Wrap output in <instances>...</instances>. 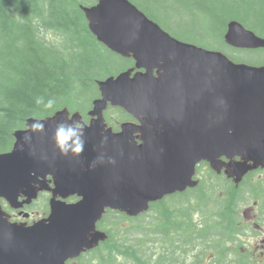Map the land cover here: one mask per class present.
I'll return each mask as SVG.
<instances>
[{
  "label": "water",
  "instance_id": "water-1",
  "mask_svg": "<svg viewBox=\"0 0 264 264\" xmlns=\"http://www.w3.org/2000/svg\"><path fill=\"white\" fill-rule=\"evenodd\" d=\"M83 10L98 40L136 64L98 82L102 97L93 102L91 122H81L79 156L59 155L53 143L57 124L82 119L68 108L29 118L27 128L14 132L12 150L0 153V198L18 208L49 189L48 175L56 186L50 215L31 226L11 222L0 204V264H66L104 237L95 230L107 208L130 215L147 210L151 201L196 185V165L204 159L217 171L226 167L236 181L264 166V65L237 63L181 41L130 0H98ZM225 39L236 47H264V38L238 21L229 24ZM109 102L142 125L106 129ZM34 121L43 122L42 131L31 130ZM222 156L242 160L227 163ZM75 194L78 202L57 199Z\"/></svg>",
  "mask_w": 264,
  "mask_h": 264
},
{
  "label": "trees",
  "instance_id": "trees-1",
  "mask_svg": "<svg viewBox=\"0 0 264 264\" xmlns=\"http://www.w3.org/2000/svg\"><path fill=\"white\" fill-rule=\"evenodd\" d=\"M82 1L85 5L96 2ZM132 1L177 37L207 46V41L191 38L196 36L191 32L192 28L182 34L175 33L153 11H147L141 0ZM161 1L170 10L181 12L179 7H182L187 14L199 16L201 24L198 26L204 39L215 37L220 46L225 45L223 34L232 19L264 33V25H251L248 21L251 15L264 14V0ZM261 21L264 24V17ZM49 32L58 39L49 40L45 34ZM133 64L132 58L121 57L97 41L78 0H0V152L12 147L14 131L24 128L28 118L47 117L66 106L71 109L90 107L92 100L100 94L97 80ZM92 93L96 96L90 99ZM38 97L44 99L39 105L36 103ZM49 99L55 101L53 108L44 107ZM254 186L263 188L264 184ZM233 188L235 186L229 180L212 174L209 184L202 182L196 189L159 201L149 213L130 219H143L139 225L147 231L145 239L152 238L153 243L163 245L167 250L159 260L171 258L166 255L169 243L172 245L170 253L178 254L180 250L174 243L183 241L185 234L188 235L186 240L198 238L204 245L201 247L204 253L215 251L213 244L231 241L236 228L231 224L235 220L231 215ZM246 188V184L239 187L235 204L247 199ZM196 212L202 213L201 223L194 220ZM110 219L116 221L121 216L112 213ZM199 224L203 227L201 232L196 231V237L192 231ZM136 242L138 246L112 239L99 258L105 264H120L121 257L125 264L129 259H133L134 264H155L150 254L139 253L147 246ZM221 248L223 250L224 246ZM145 249L149 250L148 247ZM223 260L224 256L217 254L210 264Z\"/></svg>",
  "mask_w": 264,
  "mask_h": 264
},
{
  "label": "rangeland",
  "instance_id": "rangeland-1",
  "mask_svg": "<svg viewBox=\"0 0 264 264\" xmlns=\"http://www.w3.org/2000/svg\"><path fill=\"white\" fill-rule=\"evenodd\" d=\"M142 4L144 7L147 8V11H153L159 18L163 19L165 21V25L167 27H169L170 30H172L175 33L178 34H182V32L186 31V30H190V28H192L191 32H193L194 35L196 36H192L191 38L195 41H203L204 40V36L202 33V29L198 26V23L201 24V20L199 18V16H192L191 14H187L184 11V8L179 7L181 12H176L173 10H170L171 8H167L163 5L162 1H157V0H141ZM82 0H78V5L83 4ZM134 2V1H133ZM135 3V2H134ZM136 5H138L137 3H135ZM139 6V5H138ZM140 7V6H139ZM142 10H144L142 7H140ZM217 8L219 9L220 6L217 5ZM264 17L263 15H251L248 18V21L251 25H257L262 27L264 24L261 21V18ZM209 24H213L209 23ZM257 33L264 35L263 32L257 31L255 30ZM221 32V31H220ZM47 35V38L49 40H56L57 36H55V34H53L52 32L49 33H45ZM58 39V38H57ZM207 41V43H210L214 48H222V50H224V52L226 54H230V57L237 62H246L248 64H252V65H263L264 64V50H260V51H256V52H249V51H237V50H232V48L224 45L222 47H215V45H219L218 41L216 40L215 37H210L209 40H205V42ZM213 48V49H214ZM231 55H236V56H231ZM96 96L95 93H92L90 95V99L94 98ZM89 104V103H87ZM113 108L109 109L107 111V114L110 118V122L113 125H117L118 121L122 120V117L125 118V115L123 114V112L121 110H112ZM200 170H199V176L201 177L200 179L202 181H204V183L207 185L210 182H212V176L210 173V166H208L207 164H200ZM249 184H253V185H259V184H264V172H259L256 173L254 175V177H251L249 180ZM248 185V183L246 184ZM250 186V185H248ZM218 191V190H217ZM225 191V190H224ZM220 192L222 193V190H220ZM220 196V195H219ZM43 200H45L44 198L41 199L36 205L35 209H34V213H33V219H38L41 216H44L46 213L45 210H40L38 211V209H41L39 207H41V205L45 204V202H43ZM245 203V204H244ZM252 203H254V200H246L244 199L240 204L243 205H251ZM202 215L201 212H196V214L194 215V220L197 223H201V218L200 216ZM205 218V217H203ZM143 222V219L141 220H116V222H112V223H107V227L111 230H113L116 234H119V239L121 240L122 243H127L130 245H137L138 243H141L142 246H147L149 248L148 251H146L145 248L147 247H143V251L139 252L142 255H147L150 254V256H152L153 261L155 262H160L159 261V254L162 251V245L158 244V243H153L152 242V238L150 239H145L148 236H146L147 231L140 227V223ZM143 227L144 224H142ZM195 230L192 231V234L194 233V236L197 237V233L202 231V224H199L198 226H195ZM132 231V232H131ZM197 231V233H196ZM145 235V236H144ZM149 235V234H148ZM186 236H188L187 234H185L183 236V241H176V243H174L176 246L179 247L180 252H178V254H167L170 255L175 261L176 259H179L181 255H186L188 254V258H189V263H191L194 259L192 258V254L195 253L196 249H200L201 247H203V243L199 241L198 238L194 239L193 237H191V240H186ZM188 241H190V244H188ZM136 242V243H135ZM201 243V245L199 244ZM138 246V245H137ZM181 247H187L188 251L185 253L183 252V248L181 251ZM153 253H156V255H153ZM185 253V254H184ZM230 256V255H229ZM123 257H121L120 260V264H125L123 263L122 260ZM88 260V262H87ZM70 264H100L98 263V259L92 256L86 257V259L84 260H79V261H74L71 262ZM126 264H134L133 259H129ZM148 264H151V262H149Z\"/></svg>",
  "mask_w": 264,
  "mask_h": 264
},
{
  "label": "flooded vegetation",
  "instance_id": "flooded-vegetation-1",
  "mask_svg": "<svg viewBox=\"0 0 264 264\" xmlns=\"http://www.w3.org/2000/svg\"><path fill=\"white\" fill-rule=\"evenodd\" d=\"M112 110H121V109H112ZM121 111L124 114V111L123 110ZM124 115L125 118L122 117V120L118 121L117 125H113L116 131L120 129V125L126 120H133L134 122L138 123V121L134 117L128 114H124ZM106 119L111 125L110 118L108 117V115H106ZM48 180H52V177L49 176ZM49 182H50V186L54 188L55 181H49ZM37 185H39V183H37ZM51 195L52 193L48 190L41 191L39 193V199L37 201H39L41 197L50 198ZM21 199H23V197ZM261 199L263 200V203L257 205L258 207L257 209L256 206L254 205H248V210H243L242 213L239 212L235 213L234 215L235 220L231 221V224H233V226L236 227L233 230L234 231L232 233L233 238L230 241L232 247H226V251L232 254V256H231V260L228 261L227 264H264V193L262 194ZM66 200L69 202H74L79 200V197L77 195H73L66 198ZM31 205L32 206L26 205L23 208V210L29 211L31 213V216L27 219L28 222L34 221V219H32L34 213L33 204ZM43 208L45 210L50 211L49 204L45 203V206H43ZM10 211L13 220L21 219L20 216L21 209L15 210L11 208ZM112 213L118 214L115 211L108 210L106 216L97 223L98 229L106 231L110 236L111 235L114 236V231L110 230L107 227L108 222L106 220V217L108 214H112ZM241 215H244L246 219L242 220ZM118 216L120 215L118 214ZM122 219H124V217H122ZM115 237L118 239V241H121L118 238L119 234H116ZM167 247H168L167 254L171 255L170 249L172 248V245L169 243ZM174 247L178 248V246L176 245H174ZM106 249H107V242L101 243L100 246L97 247L96 249L88 252L87 254L77 259L70 260L68 264L74 261L83 260L85 257L89 255L92 257H96L99 254V252L102 254L103 252L106 251ZM154 255H156V253H154ZM197 263L199 264L198 260ZM164 264H189L188 254L181 255L179 259H176V261L172 258H170L169 261L168 259H165Z\"/></svg>",
  "mask_w": 264,
  "mask_h": 264
},
{
  "label": "clouds",
  "instance_id": "clouds-1",
  "mask_svg": "<svg viewBox=\"0 0 264 264\" xmlns=\"http://www.w3.org/2000/svg\"><path fill=\"white\" fill-rule=\"evenodd\" d=\"M44 99L38 97L36 103L39 105L43 103ZM55 101L52 99L47 100L44 104L45 108H53ZM66 121V119H65ZM33 132L43 130V122L34 121L31 125ZM29 137L26 135L24 140L27 141ZM53 143L57 149L59 155L67 157L69 154L73 156H79L85 146L84 129L78 122H74L72 125L66 126L65 123H59L56 126L55 135L53 137ZM109 163H115L113 159H109Z\"/></svg>",
  "mask_w": 264,
  "mask_h": 264
}]
</instances>
